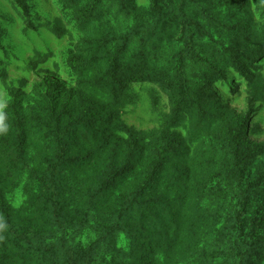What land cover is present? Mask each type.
Here are the masks:
<instances>
[{
  "label": "trees",
  "instance_id": "trees-1",
  "mask_svg": "<svg viewBox=\"0 0 264 264\" xmlns=\"http://www.w3.org/2000/svg\"><path fill=\"white\" fill-rule=\"evenodd\" d=\"M11 1L29 16L25 0ZM79 1L64 3L75 9ZM107 1L109 9L104 8V2L99 6L101 17H79L80 21L90 19L82 23H88L92 31L85 34L67 61L81 91L69 93L67 101L81 98L84 119L69 110L81 104L65 107L53 102V95L51 101L40 106L41 118H35L38 125L30 123L31 117L24 118L16 102L2 113V124L11 127L3 141L7 157L16 155L21 170L26 168L31 181L37 183L39 194L32 197L34 213L26 218L25 230L18 229L5 213H20L21 209H15L5 195H0V203L6 207L2 211L6 222L0 228L10 237L1 240L6 247L0 251L1 264L13 259L21 264L42 260L50 264H162L159 255L183 260L199 251L203 239L211 249L201 259L200 255L191 258L198 264H257L264 254V202L261 196L253 200L260 182L229 178L219 171L225 157H231L233 165L238 166L244 158L264 151V143L251 142L245 122L235 124L234 113L219 101L217 84L230 65L228 55L221 53L225 65L214 63V58L196 51L192 38L184 35L182 49L173 51L171 57L165 55L157 51L159 45L153 41V17H133L140 23L134 22L128 31H117L103 16L115 12L131 17L143 12L136 8L127 11L126 0ZM87 11L78 9L81 14ZM25 18L27 26L34 27L30 17ZM184 26L188 27L186 21L180 24ZM49 28L55 33L59 30ZM261 41L256 58L264 55ZM133 84L159 86L167 92L169 112L158 130L135 129L120 117L122 104L137 97L132 92ZM102 90L110 94L109 108L113 111L106 124L113 130L107 150L114 153L104 165L110 178H83L82 188L86 189L77 190L81 188H75L79 178L73 174L89 165L99 148L89 149L80 157L81 152L71 145L80 129L100 142L102 132L92 130L100 120H93L95 124L90 126L89 115L100 110L92 109L90 96ZM153 101L156 103L154 91ZM192 144L197 145L194 155L189 150ZM113 177L119 178L118 184ZM63 182H67L69 195H60ZM109 184L114 187L110 192L106 190ZM229 194L237 207L230 214L232 230L219 242L211 241L209 235L204 238L215 229L223 213L206 205V200L221 207V200ZM120 233L130 239L128 249L118 246Z\"/></svg>",
  "mask_w": 264,
  "mask_h": 264
},
{
  "label": "rangeland",
  "instance_id": "rangeland-1",
  "mask_svg": "<svg viewBox=\"0 0 264 264\" xmlns=\"http://www.w3.org/2000/svg\"><path fill=\"white\" fill-rule=\"evenodd\" d=\"M25 1L28 5L29 16H25L23 10L15 2L0 0V195H5L9 204L15 209H21L20 213L12 210L6 212V207L0 203V215H2L0 227L6 222V220H2L6 217L2 214V211H5L14 225L22 230H25L26 218L34 213L32 197L35 198L39 194V189L37 183L31 181L26 168L21 170L22 164L16 155L7 157L3 141L11 132V127L5 128L2 124V113L13 107L12 104L16 102L18 111L24 114V118L31 117L30 123L38 125L36 119L41 118L38 110L41 105L51 101L53 95V102L65 107L81 104L82 106L69 110L79 119H84L81 114L84 109L81 98L75 97L74 101H67V98L71 96L69 93H81L77 85V76L69 68L67 61L85 34L92 31L88 23H82L90 21L89 18L81 21L79 19L101 17L99 6L102 2H104L105 9L110 7V2L107 0H80L75 9L71 4H65L64 0ZM97 1H100L99 4H94ZM126 2L127 11L136 8L143 14L131 15V18L121 13L117 15L113 11L112 15L103 16L109 18V25L114 24L117 31H128L129 26L132 27L134 22L140 23L133 17H153L156 21L153 25V41L159 45L157 51L161 50L165 55L170 54L171 57L173 51L182 49L183 35L190 36L193 41L192 47L196 51L207 53L211 58H214V63L225 65L221 53L226 52L230 65L226 70L225 77L217 84L219 101L234 113L233 122L235 124L245 122L246 135L251 142L263 144L264 55L259 58L256 56L262 47L260 46L263 42L261 40H264V0H126ZM80 8H88L89 11L81 14L78 12ZM114 10L116 11V8ZM25 17H30L34 27L27 26ZM185 21L188 27H180V24ZM49 27H54V29L59 27V30L56 29L55 33ZM60 31L63 33L58 35ZM225 49H228L230 53L228 54ZM161 59L159 58L160 62ZM165 61L166 59L163 60V63ZM234 65L239 69H236ZM195 84L196 82H192V85ZM153 91L156 103L153 101ZM132 92L137 97L134 101L122 104L119 111L120 117L128 126L135 129L158 130L165 114L169 112L167 92L159 86L152 85V88H149L147 85L140 84H133ZM90 97L93 99L92 109L93 107L100 109L90 111V126L95 124L93 120L96 122L100 120L99 124H95L99 126L92 127V130L98 129L103 135L99 143L94 142L89 134H86L82 129L78 130V134L76 133L73 137L71 147L81 152L80 157L89 149L99 148V153L91 157L92 162L73 174L74 177L79 178L75 188L77 186L81 188H77V190L86 189L82 188L84 179L94 181L92 177L100 176L99 180L101 181L107 177L110 178L106 174L107 168L104 165L106 159L111 153H114L107 150L110 134L113 133V130L106 124L113 112L109 108L111 96L102 90L95 97L93 95ZM58 98L61 101L57 100ZM58 109H61L59 105ZM84 113L86 112H83V115ZM196 146L192 144L189 149L190 155L195 154ZM225 159L221 160L219 171L222 170L226 177L237 180H258L260 182L259 192L253 197V200L256 201V198L262 197L264 202V151L258 156L244 158L238 166L233 165L231 157H225ZM34 177L33 174V181ZM111 179L116 184L119 183V178ZM126 182L132 186V182L128 178ZM63 183L59 189L60 195L64 192L69 195L65 188L67 182ZM101 183V185H106L105 182ZM109 185L106 190L110 192V188L114 187L112 184ZM161 185L165 186L164 183ZM221 203L222 206L218 207L211 199L206 200V205L220 213L223 212L220 218H217L215 229L203 235L204 238L209 235L211 241H221L222 237H226L234 225L231 224L233 220L230 218V214L233 210H237L235 199L229 194L223 197ZM256 203L254 202L253 208ZM3 229L0 228V251L6 249L2 246L1 240L10 238ZM129 241L130 239L124 233L119 234L117 239L119 247L128 249ZM198 249V252L195 251V254L180 261L167 260L164 255H159L158 258L162 264H198L191 258L200 255L201 259L202 254L210 251L211 245L209 246L208 242L203 239L199 243ZM8 264L21 263L17 259H13ZM36 264H50V262L42 260L36 261ZM52 264L54 263L52 262ZM257 264H264V254Z\"/></svg>",
  "mask_w": 264,
  "mask_h": 264
}]
</instances>
